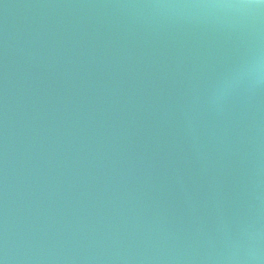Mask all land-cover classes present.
<instances>
[{
    "label": "water",
    "instance_id": "obj_1",
    "mask_svg": "<svg viewBox=\"0 0 264 264\" xmlns=\"http://www.w3.org/2000/svg\"><path fill=\"white\" fill-rule=\"evenodd\" d=\"M260 58L259 0H0V264H264Z\"/></svg>",
    "mask_w": 264,
    "mask_h": 264
},
{
    "label": "clouds",
    "instance_id": "obj_2",
    "mask_svg": "<svg viewBox=\"0 0 264 264\" xmlns=\"http://www.w3.org/2000/svg\"><path fill=\"white\" fill-rule=\"evenodd\" d=\"M261 4H264V0H259ZM228 7H235L239 9H246L252 7V5L247 4V3H240V4H235V5H228ZM255 73H256V80H264V58H260L257 61V64L255 66ZM241 264H247L246 259L242 260Z\"/></svg>",
    "mask_w": 264,
    "mask_h": 264
}]
</instances>
